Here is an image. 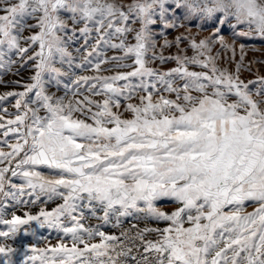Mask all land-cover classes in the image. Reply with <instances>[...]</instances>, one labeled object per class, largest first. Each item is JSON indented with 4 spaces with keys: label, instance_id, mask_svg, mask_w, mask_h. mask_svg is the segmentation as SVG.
<instances>
[{
    "label": "snow or ice",
    "instance_id": "snow-or-ice-1",
    "mask_svg": "<svg viewBox=\"0 0 264 264\" xmlns=\"http://www.w3.org/2000/svg\"><path fill=\"white\" fill-rule=\"evenodd\" d=\"M261 67L264 0H0L2 264H264Z\"/></svg>",
    "mask_w": 264,
    "mask_h": 264
},
{
    "label": "rangeland",
    "instance_id": "rangeland-1",
    "mask_svg": "<svg viewBox=\"0 0 264 264\" xmlns=\"http://www.w3.org/2000/svg\"><path fill=\"white\" fill-rule=\"evenodd\" d=\"M181 31H182V29H181ZM193 31H195V28L193 29ZM175 34H176L175 32L172 33L173 36ZM226 34H228V33H226ZM204 35H207V32H205ZM238 43H245V44H247L249 46H251L252 44H255L257 47L260 46V42L246 41L244 38H241L238 41ZM171 51L174 52L175 49H172ZM113 54H116V53H113L111 51L108 52L109 56H111ZM189 54H191V53H189ZM253 57L260 58V53L259 52H255V53L254 52H249L247 58L248 59H252ZM173 66H174V64H171V63L168 64V65H165L166 68L173 67ZM105 67H108V66H105ZM120 70L121 71H126L127 69H120ZM260 72H261V74H264V67L260 68ZM32 74L33 73H32L31 70H26V71H24L22 73L23 78H24L25 81H27L28 78ZM77 74L93 75L94 73H92V72L83 73L80 70H77ZM103 74L111 75L113 73L105 72ZM241 78L245 79V80H248V79H253L254 77H253L252 74H250V73L245 71V72H242ZM7 79H16V77L9 76V77H7ZM7 90H12V89L11 88H9V89L0 88V92L7 91ZM16 90H22V89H16ZM49 90L52 91V92L56 91V89L54 87L50 88ZM81 91L83 92L84 89H81ZM84 94H87V93L85 92ZM57 95H64V90L61 88L60 92H58ZM68 98L69 99L71 98V93L68 94ZM95 99H99V97H96ZM14 103H15V100L13 98H10V100L8 102L0 103V106L7 107L10 116L14 117V115L16 114V109L12 106ZM0 132H2V130H0ZM0 139H3V137L0 136ZM2 146L3 145H0V147H2ZM5 150H7V149H5ZM14 182L20 183L19 179H17V178H14ZM54 206H55L54 204H50L49 205V207H54ZM38 207L39 206H29L28 208H19L17 210V214L18 215H23V211H25V210H30L32 212H36L38 210ZM12 210L13 209H11V208L8 209L9 215H8L7 218H9V219L11 218L10 213H11ZM247 211H252V208L248 207ZM93 223H95V222H93ZM159 226L160 227H164L166 225L161 223ZM0 230H6L5 226L4 225H0ZM105 230L107 232L111 233L112 228L111 227H107ZM57 235H59V234L55 230H50V229H47V228H45V229H37V236L40 237V239H35L31 235L25 236V235H23V233H21L19 236H17V238L15 240H8L7 243L12 244L13 247L18 248V249H20L21 252H23L25 246H30L31 244H36L39 247H45L46 246L45 245V240H44L45 237L47 238V241L49 243H51L52 245H55L56 243H58ZM66 242L70 244V241H66ZM13 259L16 260L17 264H19L21 256L18 254ZM2 260H3V257H0V264H2Z\"/></svg>",
    "mask_w": 264,
    "mask_h": 264
},
{
    "label": "built area",
    "instance_id": "built-area-1",
    "mask_svg": "<svg viewBox=\"0 0 264 264\" xmlns=\"http://www.w3.org/2000/svg\"><path fill=\"white\" fill-rule=\"evenodd\" d=\"M111 233L118 234V233H119V230H118V229H112V230H111Z\"/></svg>",
    "mask_w": 264,
    "mask_h": 264
}]
</instances>
